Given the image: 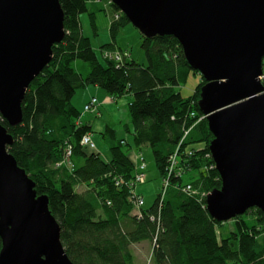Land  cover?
Listing matches in <instances>:
<instances>
[{
	"label": "trees",
	"instance_id": "obj_1",
	"mask_svg": "<svg viewBox=\"0 0 264 264\" xmlns=\"http://www.w3.org/2000/svg\"><path fill=\"white\" fill-rule=\"evenodd\" d=\"M58 1L63 40L52 46L51 62L26 90L21 123L12 127L0 117V124L12 137L8 153L32 181L36 196L47 198L71 263L136 264L132 248L145 242L151 246L153 264H264L259 209L231 219L234 229L226 236L217 231L223 223L206 209L207 195L220 189L221 181L209 152L213 137L198 105L205 81L200 76L193 94L181 96L179 88L188 76L199 74L189 67L179 42L172 36L146 37L139 32L146 65L125 57L116 68L103 53L129 54L112 43L100 48L103 62L99 61L79 22V15L87 13L94 28L95 13L88 5L102 0ZM110 7L118 15H112L109 24L114 42L129 21L114 4ZM75 61L85 63L88 72L76 71ZM89 85L115 100L130 95L132 143L125 144L131 151L150 148L162 183L150 205L137 208L133 203L136 166L132 152L122 149L123 141L110 144L106 160L80 145L91 125L83 124L84 114L71 100ZM109 133L113 137L114 130ZM68 146L71 166H59Z\"/></svg>",
	"mask_w": 264,
	"mask_h": 264
},
{
	"label": "water",
	"instance_id": "obj_2",
	"mask_svg": "<svg viewBox=\"0 0 264 264\" xmlns=\"http://www.w3.org/2000/svg\"><path fill=\"white\" fill-rule=\"evenodd\" d=\"M146 37L172 36L205 81L198 105L221 188L206 209L224 223L259 209L264 222V0H111ZM64 37L58 0H0V117L21 123L30 83ZM0 124V264H72L60 230L7 148Z\"/></svg>",
	"mask_w": 264,
	"mask_h": 264
},
{
	"label": "rangeland",
	"instance_id": "obj_3",
	"mask_svg": "<svg viewBox=\"0 0 264 264\" xmlns=\"http://www.w3.org/2000/svg\"><path fill=\"white\" fill-rule=\"evenodd\" d=\"M104 1L105 0H102V2ZM88 8L90 11L95 13L94 28L91 27L87 13H82L81 15H79V22H80L82 34L85 37L89 38L91 46L99 61L103 62L100 48L104 45L114 43L117 49L125 51L129 54L128 60L130 61L133 60L138 64L146 65L145 54L140 46L141 45L140 33L132 24L128 23L122 28H120L113 42L109 31V24L111 22L113 15V11L111 10V7L108 6L105 8L103 3H100V4H89ZM72 67L76 71L83 72V70H86V72L84 73H87L89 70L88 66L81 61H75L74 63H72ZM84 75L86 76V74ZM199 83H200V75L191 73L188 76L185 84L179 88V92L181 96L184 98L191 96L196 86ZM89 88H91L90 85L76 91L75 95L71 100V103L75 108L76 107L78 108V103L82 100L83 96L87 95V90ZM120 112H121L120 116L117 115L115 116L116 119L114 116L108 117L105 114L103 116V120L106 121V123H108L114 130L113 137L103 138L100 136V134L95 133V137L97 138L99 145L105 148L107 151H109L110 141H114L115 145H120L121 141H123V143L121 144L123 150L129 149V147L126 146L125 142L127 144L132 143V136H131L132 127L130 124L128 105H125L123 110L120 109ZM123 112H124V116H123ZM89 115L93 116L94 114H89ZM141 154L145 159L146 182L145 185L138 186L135 192L143 189L144 192H142V194L144 195L143 198L145 201V205H150L153 202L158 191H160L162 183L159 178L158 172L155 168L154 160L150 148L148 146H143L141 148ZM101 155L106 159L109 156V153L101 154ZM183 181L187 182L188 177L184 176ZM146 194H148V196ZM232 222H233L232 220L224 222L222 226H219L217 228V231L220 234H222V236H226L232 229H234ZM132 250L136 256V260H135L136 264H153L152 261H150V251H151L150 244L148 243L138 244L136 247L132 248Z\"/></svg>",
	"mask_w": 264,
	"mask_h": 264
},
{
	"label": "crops",
	"instance_id": "obj_4",
	"mask_svg": "<svg viewBox=\"0 0 264 264\" xmlns=\"http://www.w3.org/2000/svg\"><path fill=\"white\" fill-rule=\"evenodd\" d=\"M85 72V70H83ZM81 73V72H80ZM129 96H124L120 99H113L111 98L109 95H107L103 90H101L100 88L96 87V86H91V88H89L87 90V95L82 97V100L78 103V110L81 111L82 108L84 107L85 104H87L92 98H95L98 102V108L97 111L95 112H91V113H86L82 116L81 121H83V124H89L91 125V135H92V139L95 143L97 152L101 155V154H106L109 153V151H107L105 148H103L102 146L99 145L97 138L95 137V133L96 134H100L101 137L103 138H108V137H112V134L109 133L110 129H112V127L106 123V121L103 120V116L104 114L107 115L108 117H115L120 116V109H124V106L127 105V102L129 101ZM89 114H94L96 116H90ZM88 115V116H87ZM123 116H124V112H123ZM116 119V117H115ZM110 144H113V141L109 142V147ZM132 156L134 157L135 155L138 154V152L136 149H132L131 151ZM102 156V155H101ZM109 157V156H108ZM108 157L106 159H108ZM103 159H105V157H102ZM105 159V160H106ZM145 185V184H143ZM141 185V186H143ZM142 192H144V190H138L136 193L140 194L142 197H144V195L142 194ZM148 196V194H146ZM145 202V201H144ZM145 243V242H144ZM144 243H140V244H144ZM138 245V244H137ZM137 245H135L134 247H136ZM133 247V248H134ZM133 252V250H132ZM134 254V253H133ZM135 260H136V256L134 254Z\"/></svg>",
	"mask_w": 264,
	"mask_h": 264
},
{
	"label": "built area",
	"instance_id": "obj_5",
	"mask_svg": "<svg viewBox=\"0 0 264 264\" xmlns=\"http://www.w3.org/2000/svg\"><path fill=\"white\" fill-rule=\"evenodd\" d=\"M96 2L100 1V0H95ZM111 2L107 1L105 5H110ZM115 19L118 18V15L114 16ZM104 57L113 60L116 64V68H119L122 64H123V60L124 58L128 57L127 54H121L120 52L117 51H105L103 53ZM259 82L262 85L263 89H264V59L262 62V69H261V75L259 76ZM264 93V91H263ZM98 106L97 100L92 98L84 107H83V111L82 114L84 113H89L92 112L96 107ZM80 145L81 146H85L87 147L89 150L92 151H96V146L92 140V136L87 134L84 135L81 140H80ZM72 155V150L71 147L68 146L65 149L64 155H63V159L60 162L59 166H66L68 165L69 167L71 166L69 160L71 158ZM137 160V167H136V173L134 175V179L132 180L131 185L135 188L138 185H142L145 183L146 180V172H145V163L143 158L141 157V155L135 157ZM173 167V165H171ZM167 183H165L166 185ZM190 187H186V189L188 190ZM132 199H133V203L135 206H137V208H140L144 205V201L143 199L137 195L135 192H133L132 194Z\"/></svg>",
	"mask_w": 264,
	"mask_h": 264
},
{
	"label": "bare ground",
	"instance_id": "obj_6",
	"mask_svg": "<svg viewBox=\"0 0 264 264\" xmlns=\"http://www.w3.org/2000/svg\"><path fill=\"white\" fill-rule=\"evenodd\" d=\"M264 90V89H263ZM227 222V221H226Z\"/></svg>",
	"mask_w": 264,
	"mask_h": 264
}]
</instances>
